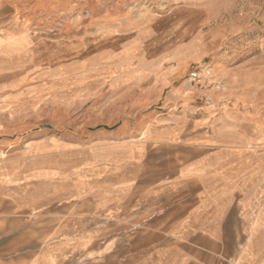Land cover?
Listing matches in <instances>:
<instances>
[{
    "label": "rangeland",
    "instance_id": "obj_1",
    "mask_svg": "<svg viewBox=\"0 0 264 264\" xmlns=\"http://www.w3.org/2000/svg\"><path fill=\"white\" fill-rule=\"evenodd\" d=\"M166 42L184 45L193 61L173 110L244 123L264 151V0H0V148L7 157L29 145L26 161L12 165L37 167L34 140L45 133L54 142L42 152H53L62 175L72 163L75 172L74 198L64 181L46 207L0 213V264H92L88 243L57 235L97 228L65 221L93 208L84 170L101 133L129 142L162 122L166 98H138L129 79L131 54L158 63ZM197 67L205 81L190 85Z\"/></svg>",
    "mask_w": 264,
    "mask_h": 264
},
{
    "label": "crops",
    "instance_id": "obj_2",
    "mask_svg": "<svg viewBox=\"0 0 264 264\" xmlns=\"http://www.w3.org/2000/svg\"><path fill=\"white\" fill-rule=\"evenodd\" d=\"M162 50L158 63L132 53L137 58L129 79L140 89L138 98H166L162 122H147L129 142L107 129L101 133L84 170L93 187V208L84 210L82 219L65 221L97 228H84L82 238L57 236L88 243L83 255L92 264H264V151L244 134V123L224 114L204 122L206 112L187 116L173 110L176 90L193 61L184 45L166 42ZM34 142L41 160L37 167L12 165L26 161L29 145L20 153L9 150L7 157L0 148L2 216L12 208L46 207L57 200L60 182H66L67 200L74 198L73 163L62 175L57 157L41 148L54 139L41 133ZM31 190L37 191L31 200L16 199L29 197Z\"/></svg>",
    "mask_w": 264,
    "mask_h": 264
},
{
    "label": "built area",
    "instance_id": "obj_3",
    "mask_svg": "<svg viewBox=\"0 0 264 264\" xmlns=\"http://www.w3.org/2000/svg\"><path fill=\"white\" fill-rule=\"evenodd\" d=\"M202 72L203 71L200 70L198 67L195 68L194 70H192L188 76V79H187L188 83L190 85H192V84L202 85V83H204V81H205L204 76H202L203 75Z\"/></svg>",
    "mask_w": 264,
    "mask_h": 264
}]
</instances>
